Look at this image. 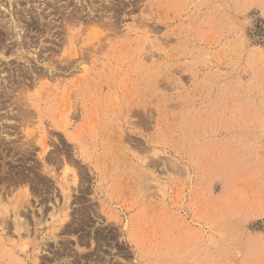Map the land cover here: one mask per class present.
Here are the masks:
<instances>
[{
	"label": "rangeland",
	"instance_id": "obj_1",
	"mask_svg": "<svg viewBox=\"0 0 264 264\" xmlns=\"http://www.w3.org/2000/svg\"><path fill=\"white\" fill-rule=\"evenodd\" d=\"M47 1L0 8V264H264V0H177L83 57L106 27Z\"/></svg>",
	"mask_w": 264,
	"mask_h": 264
},
{
	"label": "bare ground",
	"instance_id": "obj_2",
	"mask_svg": "<svg viewBox=\"0 0 264 264\" xmlns=\"http://www.w3.org/2000/svg\"><path fill=\"white\" fill-rule=\"evenodd\" d=\"M6 1H9L10 5H12L11 0H6ZM78 1L82 2L85 0H78ZM107 1H108L106 2L107 5L105 7H102V5L91 6V7L87 5L89 7V10L85 13H84L85 10L84 7H82L81 12L76 6L70 8L71 1L68 0L65 1L63 6L59 5L60 0H49L47 1V3L42 2L41 4L43 5L45 4L42 10H44V12L47 11L48 15L51 16V18H53L52 22L56 24H57V20L60 18V16H62L61 12L68 10L65 13V16L72 17L74 20H77L78 22L83 20H87V22L88 21L101 22L100 24L106 27V32L104 34H98L96 33L98 31L96 29H93L94 30L93 33L95 34H92L91 36L89 35V33H87L85 35V39H87L89 41L88 44H90V46L86 47V50L85 49L83 50L73 49V51L71 50L73 56L79 55L81 57L95 56L98 50V48L96 50V47L94 46L95 43L102 44L101 41L110 40L113 36H118V34H122L124 31H126L127 37H125L126 40H123L122 42L133 41L136 39L143 41L146 40L149 36H152V34L150 33L158 32L159 29H161L164 26L170 28L173 22L180 19L178 15L180 11L178 10V6H177L179 2L177 0H161L160 2L158 1L154 2L152 0H148L149 1V9L147 10L148 13L146 15L141 14L140 17L136 19V23L134 24L124 23V20L126 19V16L129 12L134 10L135 7L140 6L139 3L142 0H107ZM3 6H4V0H0V8H2ZM128 6H132V8L127 10ZM167 9L172 10L173 13L172 12H171L172 14L169 13ZM31 22L32 21H30V23ZM0 25L5 27L6 26L5 21L1 19ZM135 25H137L138 28L141 26H145L147 27V29L144 32H140L138 29L134 28ZM125 26L126 28L122 29ZM51 28L52 26L50 24L46 26L45 24L43 25L41 23L39 25L40 34H44L45 32L46 33L50 32L52 30ZM172 33L173 35H177L175 30ZM132 35H136V36L131 37ZM169 38L170 35H167V39ZM76 39L81 40L84 38L82 34H77ZM1 97H2V93H0V103L3 101ZM2 145L3 143L0 142V150L4 152L5 147ZM6 152L8 153V151ZM196 261L197 260L195 259L194 264H196L195 263Z\"/></svg>",
	"mask_w": 264,
	"mask_h": 264
}]
</instances>
